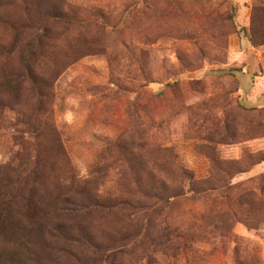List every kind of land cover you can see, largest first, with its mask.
Returning <instances> with one entry per match:
<instances>
[{"label": "rangeland", "instance_id": "1", "mask_svg": "<svg viewBox=\"0 0 264 264\" xmlns=\"http://www.w3.org/2000/svg\"><path fill=\"white\" fill-rule=\"evenodd\" d=\"M45 9L0 52V264H264V0H0V44Z\"/></svg>", "mask_w": 264, "mask_h": 264}, {"label": "trees", "instance_id": "2", "mask_svg": "<svg viewBox=\"0 0 264 264\" xmlns=\"http://www.w3.org/2000/svg\"><path fill=\"white\" fill-rule=\"evenodd\" d=\"M49 15H50V11L45 9L40 12V18L38 19L34 17H29L26 22L23 23L20 22L16 25H12L11 28L15 29L16 33L19 34V36H23L21 38L23 39L24 42L21 41V43H24L25 45L18 46L17 40L20 37L16 36L17 39L15 42L11 41V42H6L4 44H0V52L6 55H13L16 52H18L21 49V47L26 46L28 50L25 53V56L23 57L22 61L25 67L28 68V66H30L33 61L38 60L42 56V53L40 52L41 45H43L49 39L48 30L46 29L45 26V19H43V17H47ZM30 75H32V73H30L29 70L27 73H21L20 75L18 74L14 77L7 75L4 78V80L0 83V86H12L15 78L16 79L25 78V77H29ZM1 216L2 214H0V217ZM56 236L59 238L60 237L70 238V236H60V235H56ZM71 237L72 238L70 239L72 240V242H75V240L76 242L78 241L76 238H73L72 234Z\"/></svg>", "mask_w": 264, "mask_h": 264}]
</instances>
